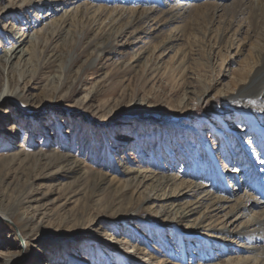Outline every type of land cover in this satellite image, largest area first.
I'll list each match as a JSON object with an SVG mask.
<instances>
[{
    "label": "rangeland",
    "instance_id": "rangeland-1",
    "mask_svg": "<svg viewBox=\"0 0 264 264\" xmlns=\"http://www.w3.org/2000/svg\"><path fill=\"white\" fill-rule=\"evenodd\" d=\"M214 1L0 0V54L11 48L17 33H34L43 21L56 32L30 49L25 80L18 87L23 100L0 103V187L9 184L5 192L9 202H15L27 178L32 193L46 197L42 204L53 217L43 218L32 232L27 229L26 247L15 222L0 221V264L11 251L9 264H118L121 256L127 257V264H156L150 257L163 264H256V259L264 264L263 242L233 236V246L223 248L204 237L213 232L204 229L206 223L198 224L203 227L196 232L199 237L182 232L196 226V216L162 223L157 209L133 204L129 197L124 198L132 204L122 200L109 207L111 197L106 194L98 205L94 198L72 196L64 186L66 175L44 177L42 165L33 169L37 166L32 155L55 151L77 159L89 173L116 182H125V168L173 176L229 197L225 208L213 214L214 224L233 221L236 203L247 205L249 212L228 225L229 231L240 232L248 217L260 218L264 109H234L238 89L253 71L250 53L257 39L240 19L225 30L228 18L222 2ZM211 2L219 8L209 7ZM74 7L79 8L76 15ZM148 7L152 10L142 28L129 27L125 35L99 43L96 36L111 23L106 20L111 13L125 15ZM96 9V20L89 19ZM170 12L177 16L170 19ZM65 14L66 22L60 23ZM201 20H209L212 35L225 30L224 39L208 42L196 25ZM66 29L72 31L68 47L62 38ZM171 34L178 38L165 45ZM91 40L90 48L96 50H84ZM51 54L59 60L51 63ZM21 151L29 154L28 160L23 161ZM21 174L25 179L18 182ZM150 189L146 182L138 194ZM17 245L22 250L14 249ZM251 248L253 253L248 252Z\"/></svg>",
    "mask_w": 264,
    "mask_h": 264
},
{
    "label": "bare ground",
    "instance_id": "bare-ground-1",
    "mask_svg": "<svg viewBox=\"0 0 264 264\" xmlns=\"http://www.w3.org/2000/svg\"><path fill=\"white\" fill-rule=\"evenodd\" d=\"M215 1L218 3L222 2L220 5L221 11H223L228 18V20H226L225 30L229 28V24L233 20L240 19L245 23H248L251 34L257 39V43L252 44V53H250L253 71L251 72L250 78L247 79L246 84L238 89L237 101L234 103V109L244 113L264 109V0ZM228 1L231 2L226 4ZM211 3L212 4H208L210 5L209 7H214L216 9L219 8L215 3ZM78 9V7H74L72 14L76 15ZM151 10L152 7H148L142 11H130L125 15L124 13H111L106 18L107 22L111 20V23L104 28L105 32H99L100 37L98 35L96 36L99 39L101 38L99 43L101 44L105 41L108 42V39H110L111 42L113 39L125 35V33L129 31V27L138 25L142 28V26L146 24L147 19H149L148 16L151 13ZM210 10L211 9H207L206 6V11H204V13L206 12V16H209ZM99 14L98 9H96L91 12L88 18L90 17L89 19L96 20ZM169 14L170 19H174L177 16L176 13L170 12ZM65 15L63 18L61 17L59 19L60 23L63 22V19V23L66 22L68 15ZM123 16L127 18L125 21H122ZM42 24H44V21L40 25L42 27L34 33H17V38H14L11 48L6 49L0 54V103L9 98L16 100L18 103L23 100L24 95L18 87L20 85L19 83L23 84L25 80L28 63L26 58L29 56L30 49H33L38 45L42 37L46 35L50 36V33L51 36L56 34L55 28L50 29V27ZM208 24H211L209 20H201L196 24L200 30L202 29L201 31L203 32L201 33H203V37L206 38L208 42L211 40L217 41V37L218 43L219 40L222 41L226 31L222 30V32H218V34L213 32L214 35H212L210 27L207 26ZM66 30L65 35L63 37L60 36L59 39H61V37L64 38V45L68 47L71 43V41L68 40V36L72 31L70 29ZM177 38L178 37L175 34L169 35L165 40V45L175 41ZM93 44L94 42L91 40L87 46H85L84 50H96V48H90ZM229 47L231 48L230 45ZM71 49H73V45L71 46ZM59 58L60 57L55 54L49 56L51 63L57 62ZM69 62L70 59L67 58L66 65H68ZM94 62L95 60H93V63ZM64 67L66 66L64 65ZM261 94L263 95V99L259 98V95ZM141 104L142 103L139 102L138 105ZM20 155L24 157L23 161L28 160L30 157L29 154L24 153L23 151L20 152ZM31 158H33V166H37L33 167L34 170H37L40 168L38 166L42 165L41 167L43 171L47 172L43 175L44 177H49L58 172L66 175L68 182L64 183V186H66L67 190H70L69 193L72 194V196H78V198L82 197L87 200L94 198L98 205H102L105 198L101 197L106 194L111 197V200L108 202L109 207L114 206L115 202L119 204L120 201L126 199L124 197H129L130 200H134V203L125 200L130 202L128 205L132 203L138 205V203H140L157 209L158 212L156 214L159 218L163 219L162 223H181L183 221H190L192 217L196 216L192 220L193 223H196V226L193 224L190 225L189 228L186 226L182 232L188 235L192 234L194 237H199L200 235L196 233L198 232L197 230L205 227L204 229L213 232L204 237L209 242H216L223 248L233 246V242L231 241V237L233 236L243 242H253L258 240L264 243V211L261 212L262 214L260 218L248 217L247 223L240 226L242 227L240 232H231L226 227L232 225L234 221H237L239 219L238 217L247 216L246 213L247 211L249 212V207L243 203L235 204L234 208L236 210V215L233 217V221L221 224H214L215 222H212L213 214L216 211L223 210L229 202V197H226L222 193H215L213 187L201 183L180 181L173 176L156 177L155 173L148 171L144 172L140 170L139 172H132L130 169L126 168L121 171V175H123L125 182H116L117 179L111 176L89 173L85 169L79 167L80 163L77 159L70 155H60L55 151H50L49 155L38 152V154L32 155ZM17 179L19 182L20 180L25 179V175L21 174ZM25 182H27V187L19 191V197L15 202H9V198L5 192V188H8L9 184L3 189L4 191L0 187V221L11 219L15 222V226L21 234L22 245L24 247H26V238L28 237L27 229H30L29 232H32L36 226L43 221V218L50 220L53 217L48 215L42 204L46 197L38 193L33 194L32 190L29 188L31 184L27 181V178ZM146 182L150 183V192L141 196L138 192ZM58 185L61 187L62 183ZM262 185H264L263 177L260 178V183H258V191H260V201L264 205V192L261 190ZM129 188H132L133 190L128 192L127 190ZM83 190L84 193H81L80 191L83 192ZM183 190H187V193H184ZM159 193L161 194L159 195ZM185 198H188L189 200L184 201ZM258 204L259 203L256 202L254 205ZM87 206L89 205L87 204ZM202 209L204 210L201 212ZM15 210L20 212V215H14ZM203 223H206L203 227L198 226V224ZM246 225L248 226L247 228ZM227 238L230 239L227 241ZM3 245L4 244L0 242V248L3 247ZM130 246L131 248L138 250V245L136 243H130ZM17 248L18 250H22L23 247H20L19 245L14 246V249L17 250ZM262 250L264 251V247H262ZM248 252L253 253L254 248L249 249ZM23 253L26 254L24 250ZM13 255V251L9 252L6 255L8 258L3 260L2 264H9ZM150 259H153L156 264H163V261H160L157 258L150 257ZM96 261L97 263L101 262V260ZM255 262L258 264V259H256ZM117 263L127 264V257H119ZM226 264H242V262L239 260L235 263L232 260H228Z\"/></svg>",
    "mask_w": 264,
    "mask_h": 264
}]
</instances>
